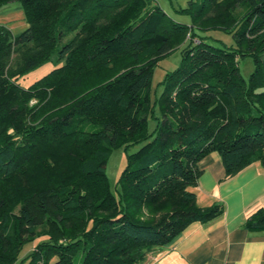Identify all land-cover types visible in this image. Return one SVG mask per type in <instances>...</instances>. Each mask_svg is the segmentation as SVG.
<instances>
[{
	"label": "trees",
	"instance_id": "trees-1",
	"mask_svg": "<svg viewBox=\"0 0 264 264\" xmlns=\"http://www.w3.org/2000/svg\"><path fill=\"white\" fill-rule=\"evenodd\" d=\"M19 1L28 27L0 25V264H143L225 212L197 202L204 156L217 152L226 178L264 167V0L190 1L195 24L233 33V45L151 0ZM187 37L153 101L154 68ZM50 60L62 64L19 83ZM136 145L116 196L109 156ZM245 228L264 231V206Z\"/></svg>",
	"mask_w": 264,
	"mask_h": 264
},
{
	"label": "crops",
	"instance_id": "crops-1",
	"mask_svg": "<svg viewBox=\"0 0 264 264\" xmlns=\"http://www.w3.org/2000/svg\"><path fill=\"white\" fill-rule=\"evenodd\" d=\"M194 187L202 207L222 203L225 212L193 222L171 243L150 253L143 264H264V231L245 228L248 216L264 206V167L253 163L226 178L217 152L204 156Z\"/></svg>",
	"mask_w": 264,
	"mask_h": 264
},
{
	"label": "rangeland",
	"instance_id": "rangeland-1",
	"mask_svg": "<svg viewBox=\"0 0 264 264\" xmlns=\"http://www.w3.org/2000/svg\"><path fill=\"white\" fill-rule=\"evenodd\" d=\"M191 0H151L152 4L160 5L165 12L171 16L174 20L193 26L194 31L201 37H204L206 41L222 45H233L235 44V36L233 33L225 32L221 29H209L205 30L201 26L195 24L194 11L188 9ZM195 6L201 3V0H196ZM4 24L11 28L13 33L18 34L28 27V23L24 16V10L21 1L16 0L8 4L3 5L0 8V25ZM190 39H187L169 53L165 58L161 59L159 64L154 68L153 76L150 85V95L154 101L163 91L164 85L163 80L169 71H172L181 62L182 50L189 43ZM62 64L61 62H56L55 60H50L30 71L25 73L19 78V83L23 87L30 86L33 82L50 72L56 66ZM240 73L249 81L251 72L254 70V61L252 57L247 56L240 60L239 62ZM149 127L152 129L154 127V120L149 119ZM82 128L86 131H93L98 128V126L92 125L90 123H85ZM139 146H131L125 149L124 146L116 147L112 150L108 163L106 166V172L109 178L111 190L118 196L119 189V178L127 165V156L138 149ZM28 251L31 247L27 248Z\"/></svg>",
	"mask_w": 264,
	"mask_h": 264
}]
</instances>
